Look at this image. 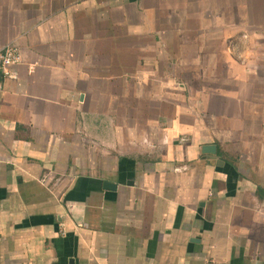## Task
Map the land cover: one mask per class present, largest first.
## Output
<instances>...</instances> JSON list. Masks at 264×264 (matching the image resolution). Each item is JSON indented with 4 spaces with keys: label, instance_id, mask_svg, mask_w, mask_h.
Segmentation results:
<instances>
[{
    "label": "crops",
    "instance_id": "obj_1",
    "mask_svg": "<svg viewBox=\"0 0 264 264\" xmlns=\"http://www.w3.org/2000/svg\"><path fill=\"white\" fill-rule=\"evenodd\" d=\"M233 22L226 0L0 1V264H264Z\"/></svg>",
    "mask_w": 264,
    "mask_h": 264
},
{
    "label": "rangeland",
    "instance_id": "obj_2",
    "mask_svg": "<svg viewBox=\"0 0 264 264\" xmlns=\"http://www.w3.org/2000/svg\"><path fill=\"white\" fill-rule=\"evenodd\" d=\"M226 1L228 20L234 21V24H232L234 25V29L240 32L239 38L237 40L234 38L231 43L232 52L235 53L233 57L240 64L247 63L248 68H251L253 71L251 75L252 79H250L249 83L252 85L245 87L246 89H243L242 92L246 97L258 99V102L251 109L252 112H255V118H252L253 115L250 114V117L244 120V129H250L254 134V129L259 131L260 121L264 125V122H262L264 121V118H262L264 117V0H252L251 2L249 0ZM248 1L250 3L245 4ZM217 4L219 5V1ZM230 4L232 8H230ZM241 4L244 7H240ZM217 9L218 14H224L222 7L219 8L218 6ZM238 20L240 21L235 23ZM248 36L253 38L252 43L248 42ZM220 73L222 72L219 71L218 74ZM203 79L204 77L201 76V78L197 79V83L201 84ZM209 80L212 82V78ZM154 107L158 108V105L154 104ZM258 116H260L259 119ZM256 131L255 134L258 133Z\"/></svg>",
    "mask_w": 264,
    "mask_h": 264
},
{
    "label": "built area",
    "instance_id": "obj_3",
    "mask_svg": "<svg viewBox=\"0 0 264 264\" xmlns=\"http://www.w3.org/2000/svg\"><path fill=\"white\" fill-rule=\"evenodd\" d=\"M18 63V50L15 46L8 44L0 48V78H13L14 66Z\"/></svg>",
    "mask_w": 264,
    "mask_h": 264
},
{
    "label": "water",
    "instance_id": "obj_4",
    "mask_svg": "<svg viewBox=\"0 0 264 264\" xmlns=\"http://www.w3.org/2000/svg\"><path fill=\"white\" fill-rule=\"evenodd\" d=\"M202 152L206 154H215L216 147L214 145H205L202 147ZM115 185L109 182H103V188L114 189Z\"/></svg>",
    "mask_w": 264,
    "mask_h": 264
}]
</instances>
